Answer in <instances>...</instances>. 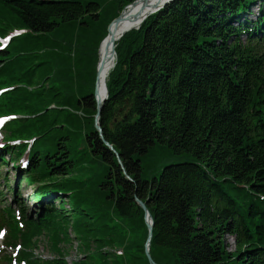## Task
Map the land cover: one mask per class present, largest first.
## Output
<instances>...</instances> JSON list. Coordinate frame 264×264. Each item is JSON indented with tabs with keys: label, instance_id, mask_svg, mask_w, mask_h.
<instances>
[{
	"label": "trees",
	"instance_id": "1",
	"mask_svg": "<svg viewBox=\"0 0 264 264\" xmlns=\"http://www.w3.org/2000/svg\"><path fill=\"white\" fill-rule=\"evenodd\" d=\"M134 1L0 0V36L25 30L0 52V115L26 117L7 139L39 137L20 173L36 201L60 200L22 210L23 257L68 264L75 243L72 264H150L139 199L156 264H264V0H177L120 38L99 116L117 157L95 128L98 48ZM256 1L249 32L238 17ZM42 237L49 258L32 253Z\"/></svg>",
	"mask_w": 264,
	"mask_h": 264
},
{
	"label": "rangeland",
	"instance_id": "2",
	"mask_svg": "<svg viewBox=\"0 0 264 264\" xmlns=\"http://www.w3.org/2000/svg\"><path fill=\"white\" fill-rule=\"evenodd\" d=\"M260 7V11L258 12V8ZM261 3L256 1L250 10V14H246L243 18L240 19L239 22H242L244 19L249 20L254 23L256 21V16L261 12ZM258 13V14H257ZM239 22H232L233 26L239 24ZM80 147L84 148V143H80ZM26 157V156H25ZM178 159L175 158L173 162H177ZM23 173H18L17 169L10 165H1L0 166V211L4 207H12L22 205L26 214L35 218L37 214L40 212L41 203L37 202L33 198V194L35 189L28 184V181L25 179V176H22ZM17 183V184H16ZM15 187V188H14ZM11 188V190H10ZM13 188L17 189L19 195H15L13 192ZM53 204H55L54 200H50ZM56 205V204H55ZM225 244L228 251H232L233 249V240L230 236L225 237ZM34 253L36 257L49 258L51 253L47 249V244L45 239L42 237L37 242V246L34 249ZM6 254V253H5ZM4 255V254H3ZM79 256L78 250L76 249V244L74 243L73 248L69 251L66 261L70 264L72 261L77 259Z\"/></svg>",
	"mask_w": 264,
	"mask_h": 264
},
{
	"label": "water",
	"instance_id": "3",
	"mask_svg": "<svg viewBox=\"0 0 264 264\" xmlns=\"http://www.w3.org/2000/svg\"><path fill=\"white\" fill-rule=\"evenodd\" d=\"M138 1V0H137ZM137 1L131 3L130 5H128L125 9H127L129 6H132L134 3H136ZM174 0H167L166 2H160L157 3L156 5H154L152 8H150L149 10V14L147 16H149L152 13L157 12L158 10L162 9L163 7L167 6L169 3L173 2ZM125 9L118 15V17H116L114 20H112V22L108 25L107 27V36L105 37V39L100 43L99 46V50H98V54H99V60H98V64H97V70H96V81H95V91H94V96H95V100H96V105H97V114L95 116V127L96 130L100 133L101 139L103 141V143L112 151L116 154V156L118 157L117 152L114 150L113 146L108 143L104 137L102 136V129L98 124V119L102 110V107L104 105V102L107 99L108 96V92L106 89V85L105 83H103V88H104V94L101 95L98 91V84H99V72L100 70L105 66L107 60L110 58L111 60H114L115 58V43L122 37L123 34H125L126 32L132 30V29H138L141 25V23L144 21V19L147 17H144L142 19H139V17H135L130 19L129 23L130 24H134L136 26H129L126 30H124L123 32H121L120 34H117V27L124 22L125 20V16H124V11ZM114 64H112L113 66ZM120 165L122 167V169L124 170L122 163L120 162ZM125 172V170H124ZM126 173V172H125ZM128 177V176H127ZM129 178V177H128ZM130 179V178H129ZM131 180V179H130ZM136 203L138 204V206L143 210L144 212V220L146 223V226L148 228V239L147 242L145 244V254L146 257L148 259V262L150 264H156L152 259L151 256L149 254V245H150V241L152 239V230H153V218L151 216V214L149 213L145 203H143L141 200L136 199Z\"/></svg>",
	"mask_w": 264,
	"mask_h": 264
},
{
	"label": "bare ground",
	"instance_id": "4",
	"mask_svg": "<svg viewBox=\"0 0 264 264\" xmlns=\"http://www.w3.org/2000/svg\"><path fill=\"white\" fill-rule=\"evenodd\" d=\"M167 0H138L132 6H129L124 11V16L126 17L124 22H122L117 27V34H120L124 30H126L129 26H136L134 24H130L129 21L132 18L139 17L142 19L149 14L150 8L160 2H166ZM113 64V60L110 58L107 60L105 66L99 72V84H98V91L101 95L104 94L103 83H105V79L111 69Z\"/></svg>",
	"mask_w": 264,
	"mask_h": 264
}]
</instances>
